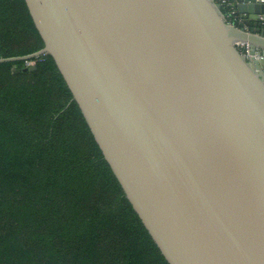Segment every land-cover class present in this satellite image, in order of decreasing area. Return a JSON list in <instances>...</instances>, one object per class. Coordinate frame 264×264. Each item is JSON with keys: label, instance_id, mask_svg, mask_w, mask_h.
Segmentation results:
<instances>
[{"label": "water", "instance_id": "obj_1", "mask_svg": "<svg viewBox=\"0 0 264 264\" xmlns=\"http://www.w3.org/2000/svg\"><path fill=\"white\" fill-rule=\"evenodd\" d=\"M24 2L167 264H264V0Z\"/></svg>", "mask_w": 264, "mask_h": 264}, {"label": "trees", "instance_id": "obj_2", "mask_svg": "<svg viewBox=\"0 0 264 264\" xmlns=\"http://www.w3.org/2000/svg\"><path fill=\"white\" fill-rule=\"evenodd\" d=\"M43 47L24 0H0V59ZM30 61L0 64V264H167L52 57Z\"/></svg>", "mask_w": 264, "mask_h": 264}, {"label": "built area", "instance_id": "obj_3", "mask_svg": "<svg viewBox=\"0 0 264 264\" xmlns=\"http://www.w3.org/2000/svg\"><path fill=\"white\" fill-rule=\"evenodd\" d=\"M261 1L262 0H256V2H261ZM219 3L228 9V11L225 14H223V17L226 23L231 24V25H237L241 23V19L236 11V7L233 2H229V0H219ZM235 46L246 60L250 58L258 59V56L252 57L250 55L249 46L247 44L237 43ZM32 66H34L33 61H30V60L25 61V68H29Z\"/></svg>", "mask_w": 264, "mask_h": 264}, {"label": "crops", "instance_id": "obj_4", "mask_svg": "<svg viewBox=\"0 0 264 264\" xmlns=\"http://www.w3.org/2000/svg\"><path fill=\"white\" fill-rule=\"evenodd\" d=\"M239 17H240V19H242V15H239ZM249 18H253V17H250V16H249ZM247 31H248V30H247ZM257 50H258V49H257Z\"/></svg>", "mask_w": 264, "mask_h": 264}]
</instances>
